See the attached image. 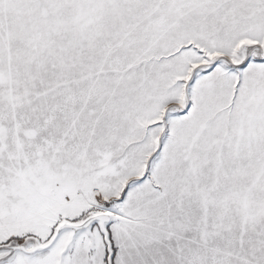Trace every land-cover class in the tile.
I'll return each instance as SVG.
<instances>
[{
  "label": "snow or ice",
  "instance_id": "obj_1",
  "mask_svg": "<svg viewBox=\"0 0 264 264\" xmlns=\"http://www.w3.org/2000/svg\"><path fill=\"white\" fill-rule=\"evenodd\" d=\"M0 264H264V0H0Z\"/></svg>",
  "mask_w": 264,
  "mask_h": 264
}]
</instances>
